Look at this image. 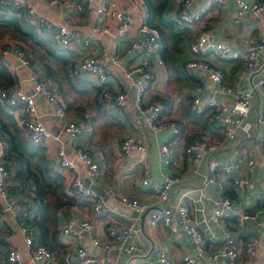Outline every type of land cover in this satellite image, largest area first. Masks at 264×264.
Instances as JSON below:
<instances>
[{
	"label": "crops",
	"instance_id": "obj_1",
	"mask_svg": "<svg viewBox=\"0 0 264 264\" xmlns=\"http://www.w3.org/2000/svg\"><path fill=\"white\" fill-rule=\"evenodd\" d=\"M2 1L0 0V16H3V18L0 17V39L6 43V47L9 44L13 48L11 39H17L11 36L9 27L5 24L8 14L2 11L4 8ZM27 1L47 21L53 24L66 23L78 34L79 37L71 40L69 45L62 49V54L71 62L76 63L85 52L83 39L91 38L93 40L86 48L89 52L106 61L111 57H116L117 63L113 65L107 62V68L110 70L109 80L102 88H95L85 76H80L79 78L87 83L85 87L77 86V96L70 97L71 100L76 101L73 107H67L57 85L58 95L69 117L85 126L76 139L62 133L60 130L63 121L48 115L42 101L36 99L43 113V121L52 137L43 145H34L29 141L24 129V112L19 108L10 109L4 103L0 104L4 113L11 117L21 137L30 145L44 151V156L52 170L59 172L63 178L62 187L66 197L74 202L70 206L61 208L55 215L56 222L53 230L56 231L59 242L50 249L53 259L46 263L31 260L19 223L12 218L11 213L0 210L1 249L3 256L5 254L2 259L3 263L6 252L11 248H16L21 252L24 264H81L76 257V249L82 245L90 254L103 255L104 264H158L157 253L159 251L164 252L172 264H183V255L186 252L193 253L194 245L182 231L171 235L160 223L150 224L149 212L152 209L141 221V214L135 215L134 210L128 209L119 202L121 196H126L148 203L154 208L158 205L156 197L150 193L148 188H143L140 184L139 167L135 159H123L120 154L119 145L122 138L125 134L132 133L147 149L145 158L153 183H160L162 175L166 172L180 178L173 187L170 202L171 204L183 203L187 206L190 219L199 226L208 248H213L225 241L226 236L229 235L227 233H230L236 237L240 249L236 264H264V92L262 87L257 85L258 80L264 77V51L258 59L259 67L254 72L247 68L242 55L236 59H219L211 52L203 55L206 61L220 66L224 75V83L228 86L239 89L253 87L254 100L250 117L254 122L249 133L237 131L235 138L226 141L214 156L222 163L237 161L240 164L241 174L249 181L244 191L236 193L230 180L224 182V191H220L215 185L202 189L204 177L211 174L208 164L213 157L203 159L197 173H191L189 171L190 162L183 153V148L204 136L220 141L222 134L218 123L211 118V110L195 115L189 111V103L193 95L203 98L210 96L219 98L220 96L205 77L186 69V63L192 59L189 52L191 30L187 25L173 18L179 0L172 1L169 14L178 28L166 32L164 39H161L160 35L159 56L163 65L153 69L154 82L145 94V101L164 103L166 109L160 113V118L175 121L180 127V132L173 134L171 131H166L157 136L152 135L150 128L135 109L132 88L134 75L128 79L123 76V70L128 71L129 68L137 65L142 56L140 52L127 53V47L142 37L139 28L145 21L146 15L149 14V7L145 0H112L118 7L131 12V21L124 31L119 30L116 20L105 15L95 16L91 11H78L76 4L81 3L82 0H55L54 3H51L52 0ZM243 1L248 4L264 2V0ZM204 2L205 0H196L193 7V11L201 14L196 27L200 30L211 31L212 43L224 42L231 49L242 54L244 39H264V17L252 14L238 15V7L234 0H224L221 5L214 4L208 9H204ZM101 25H104L108 32L98 36L95 30H98ZM29 26L36 34L39 33L32 24L29 23ZM38 36L41 39H48L45 41L48 45H52V42L57 43L54 38V29L48 31L45 36L40 33ZM30 48L33 51L31 57L34 55L33 66L46 74L42 62L35 55V50ZM13 60L12 56L0 55L1 64L11 76L7 64L12 63ZM18 75L24 79L26 73L21 71ZM14 83L13 80L12 84ZM3 84L4 81L0 78V87H4ZM101 89L110 92L113 96L117 92L126 93L125 105L119 106L114 99L112 103L104 102ZM25 90L28 94L32 92L27 83H25ZM96 92L102 100L100 111L94 108L96 103L92 100ZM13 110L17 111L11 112ZM83 115L85 117H81ZM59 143L67 149L72 144L82 146L99 163L102 175L94 183H91L86 170L81 165L78 166L84 184L94 189L103 202L100 214L91 215L89 203L74 193L68 173L57 168L56 148ZM162 143L172 144L176 148L175 157L168 165L158 158L156 152L157 147ZM221 195L229 197L233 207L240 213H246L248 218L240 224L235 217L228 215L224 216L218 224L211 223L208 216L216 206L215 201ZM71 214L80 218H92L94 234L99 238L104 236L109 226H113L117 232H120L127 223L134 222L137 226V233L132 243L138 247L136 256L129 261L126 254L106 256L97 247L91 245L87 232L78 228L71 235L63 237L60 229ZM174 224L178 227L176 219ZM26 226L28 231L25 234L31 232L35 240L37 229L28 224ZM250 242H255L256 245L252 253L247 254L246 246ZM215 263L224 264L221 259H217ZM198 264H211V262L199 260Z\"/></svg>",
	"mask_w": 264,
	"mask_h": 264
},
{
	"label": "built area",
	"instance_id": "obj_2",
	"mask_svg": "<svg viewBox=\"0 0 264 264\" xmlns=\"http://www.w3.org/2000/svg\"><path fill=\"white\" fill-rule=\"evenodd\" d=\"M223 1L205 0L204 9H208L214 4L221 5ZM234 1L238 7V15L252 14L264 17V2L248 4L243 0ZM2 2L4 7H12L15 15H20L21 12H24L27 22L32 24L40 35L45 36L48 31L54 29V38L62 48H66L71 40L79 37L68 24H53L47 21L27 0H3ZM54 2L55 0L51 1V3ZM195 2L196 0H179L173 14V18L187 25L191 30L189 52L192 55V59L186 63V69L205 77L215 87V92L220 97L210 96L203 98L193 95L189 108L191 113L195 115L211 110V118L218 123L222 140L215 141L204 136L185 146L183 153L190 162L189 171L195 174L203 159L213 157L208 164L211 174L204 177L202 189L215 185L217 189L224 191V182L230 180L236 193H239L244 191L249 183L241 174L240 164L237 161L222 163L214 156L226 141H231L235 138L237 131L247 134L253 128L254 120L250 117V112L254 100V89L253 87L239 89L228 86L224 83V75L220 66L206 61L203 55L211 52L219 59H236L242 55L247 68L254 72L259 67L258 59L264 51V39H244L242 54L237 53L224 42L217 41L212 43L210 39L211 31L200 30L196 27L199 24L201 14L198 11H193ZM76 9L78 11H91L95 16L105 15L110 19L116 20L120 31H124L131 21L130 10L118 7L112 0H82L81 3L76 4ZM148 15H146L145 21L139 28V32L142 35L141 39L132 42L127 47V53L140 52L142 56L137 65L129 68L128 71L123 70V76L128 79L134 75L132 88L136 104L135 109L144 123L150 128L152 135L157 136L166 131L178 134L180 127L175 121L160 118V113L166 109V105L164 103H148L145 101V94L154 82L153 69L163 65V61L159 56L161 48L160 33L149 24ZM95 31H97L96 34L98 36L108 32L104 25H101ZM92 40L91 38L83 39L85 52L77 60L75 70L80 76H85L94 87L102 88L109 80L110 70L107 68V62L116 65L117 58L111 57L106 61L93 55L86 49ZM0 55L3 57H14L13 62L7 64V67L15 81L12 86L0 89V100L10 109L19 108L24 112V129L29 141L34 145H43L52 137L51 132L43 121V113L36 99L42 101L48 115L63 121L60 131L76 139L85 129V126L69 117L65 105L58 95L57 85L45 79L43 73L33 66L31 51L29 49L15 48L10 50L0 49ZM21 71L26 73L24 79L18 75ZM25 83L31 88L32 92L30 94L25 90ZM257 85L262 87L264 92V77L258 80ZM101 97L106 103H112L114 99L119 106H124L126 102V93L124 92H117L113 96L110 92L102 90ZM14 111L17 110L11 112ZM119 149L123 159H135L139 167L138 177L140 184L143 188H148L158 202L157 207L154 208L152 205L135 198L121 196L119 202L122 205L137 211L138 214L148 212L154 208L153 211L149 212L151 225L160 223L171 235L182 231L194 245L193 253L186 252L183 255V264H198L199 260L216 264L217 259H221L224 264H236L240 249L233 234L227 233L229 235L226 236L227 239L225 241L213 248H208L199 226L191 221L187 206L183 203L171 204V193L173 187L179 182V177L166 172L162 175L160 183H153L150 168L145 158L147 149L132 133L124 135ZM156 152L158 158L168 165L175 157L176 148L172 144L162 143L157 147ZM56 157L57 168L68 173V179L74 193L89 203L91 215L100 214L103 202L94 189L84 184L78 166L81 165L86 170L91 183H94L102 175L99 163L86 152L85 148L77 144H72L67 149L63 144L59 143L56 148ZM8 177L9 173L6 163H4V147L0 142V210L11 213L12 218L19 223V228L24 234V244L31 260L46 263L53 259L52 252L45 246L36 243L31 232L27 235L25 234L28 231L25 220L31 218L34 207L30 205L28 198L8 193ZM215 205V208L208 216V220L213 224H218L224 216L228 215L235 217L240 224L248 218L246 213H240L233 207L231 199L227 196L221 195L218 197ZM175 219L178 221V227L174 224ZM76 228L86 231L91 245L97 247L106 256L126 254L128 261L136 256L138 247L132 243L134 235L137 233V226L134 222L127 223L120 232H117L113 226H109L104 236L99 238L94 234L92 218H80L75 214H71L62 225L61 234L63 237H67ZM255 245V242L247 243L246 253L251 254ZM76 257L81 261V264H104L103 255L90 254L82 245L76 249ZM157 262L158 264H172L162 251L157 253ZM4 263L24 264L21 252L16 248L9 249L6 252Z\"/></svg>",
	"mask_w": 264,
	"mask_h": 264
},
{
	"label": "trees",
	"instance_id": "obj_3",
	"mask_svg": "<svg viewBox=\"0 0 264 264\" xmlns=\"http://www.w3.org/2000/svg\"><path fill=\"white\" fill-rule=\"evenodd\" d=\"M172 1L145 0L149 7V24L159 31L161 39H164L166 32L178 28L175 21L169 16ZM2 11H6L8 14L5 24L9 27L11 36L19 40L11 39L14 45L13 48L24 49L28 47L32 53L33 51L30 48L32 47L35 50L37 59L43 64L44 72H46V74L43 73L45 79L58 85L67 107H73L76 101L71 100L70 97L77 96V86L85 87L87 83L79 78L80 75L75 70V61L71 62L62 54V49L65 48L60 47L56 42L48 45L45 42L48 39H41L38 34L31 30L24 12L15 15L14 9L9 6H5ZM0 17L3 18V16ZM11 48L12 46L9 44L6 47V43H3L0 39V49L10 50ZM0 74V78L4 81V87H0V89L13 85L14 77L6 71L1 61ZM92 100L96 103L94 108L100 111L102 100L98 97L97 92ZM0 102L2 104L1 100ZM8 116L0 105V142L4 147V163H6L9 173L7 179L8 193L10 195H22L29 199L30 205L34 207V212L30 219L25 220V223L37 229L35 242L50 250L54 244L59 242L56 231L53 230V225L56 222L55 215L61 208L70 206L74 202L66 197L62 187L63 178L59 172L52 170L44 156V151L25 141L18 129L15 128L11 117ZM1 246L0 230V264H5L2 261L5 254L3 256Z\"/></svg>",
	"mask_w": 264,
	"mask_h": 264
},
{
	"label": "water",
	"instance_id": "obj_4",
	"mask_svg": "<svg viewBox=\"0 0 264 264\" xmlns=\"http://www.w3.org/2000/svg\"><path fill=\"white\" fill-rule=\"evenodd\" d=\"M146 213L147 212H144V213L141 214V216H140L141 217V221H142V218L145 216ZM134 214L135 215H139L137 211H134Z\"/></svg>",
	"mask_w": 264,
	"mask_h": 264
}]
</instances>
